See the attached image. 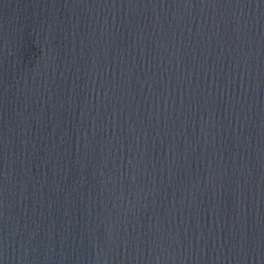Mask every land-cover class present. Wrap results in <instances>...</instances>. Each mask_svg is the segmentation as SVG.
<instances>
[{
    "label": "water",
    "instance_id": "water-1",
    "mask_svg": "<svg viewBox=\"0 0 264 264\" xmlns=\"http://www.w3.org/2000/svg\"><path fill=\"white\" fill-rule=\"evenodd\" d=\"M0 264H264V0H0Z\"/></svg>",
    "mask_w": 264,
    "mask_h": 264
}]
</instances>
